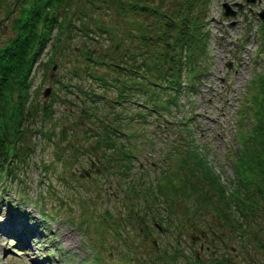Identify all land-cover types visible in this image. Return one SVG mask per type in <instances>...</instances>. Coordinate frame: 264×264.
<instances>
[{
	"label": "rangeland",
	"instance_id": "obj_1",
	"mask_svg": "<svg viewBox=\"0 0 264 264\" xmlns=\"http://www.w3.org/2000/svg\"><path fill=\"white\" fill-rule=\"evenodd\" d=\"M98 1V9L103 10L92 16L108 21L116 9L105 0ZM241 1L207 0L198 5L199 32L204 39L191 59L197 67L193 78H189L192 86L186 85L188 89L182 91L187 80L184 72L180 74L182 92L175 97L166 94L169 105L152 102L159 106L157 111L136 101L129 105L114 102L118 89L100 82L99 75L107 68L86 65L81 59L96 61L80 51L76 53L75 48L88 40L83 33L67 39V44H56L62 48L54 49L50 38L45 41L35 66L53 53L52 59L40 68H31L27 90L35 102L43 105V101H48L51 112L42 116L36 109L29 116L32 121L28 124L36 134H27L20 149L18 146L20 151L29 149L28 163L24 164V173L21 168L16 170L17 179L10 188L1 191L0 220L4 222L0 221V264H165L164 260L167 264H192L195 255L196 264H264V199L256 196V188L250 184L247 199L252 208L243 207L244 214L240 215L230 210L232 205L226 209L215 197L205 198L198 186L201 178L194 175L196 158L185 155L188 141L197 151L204 152L213 172L226 182V177H232V158L237 151H244L242 142L251 137L249 130L264 125L262 97L257 102L263 109L262 113L257 112V124L249 119L241 137L231 131V127L236 128L238 107L242 106L248 82L264 68V27L254 19L256 11L264 9V0ZM167 2L174 5L175 0ZM223 3L235 12L224 16ZM83 18L86 21L90 16ZM118 30L119 33L111 29L117 43L103 37L98 49L86 45L96 55H103L104 47L110 56L113 50L120 59L112 60L125 63L129 40L121 27ZM232 39L238 49H234L236 43ZM71 46L75 51L70 50ZM186 55L191 57L192 53ZM161 64L162 70L169 65L167 59H162ZM116 71L108 70L106 74L121 80V73ZM61 82L74 86L75 95L67 94L63 87L61 90ZM45 88L50 94L52 90L56 92L52 98L42 94ZM80 106L85 108L84 113H79ZM143 111L144 115H138ZM110 121L118 125L122 134L116 145L107 147L97 137L102 136L103 128L112 125ZM118 142L133 154L125 176H120L118 169H105L106 161L100 151L105 149L107 153L112 148L120 152ZM58 152L63 162L56 160ZM100 165L104 169L98 175ZM191 168L193 173L187 175L186 170ZM59 169L64 170L65 178H60ZM84 170L88 174L79 175ZM75 183L80 184L77 190L71 187L70 191L68 186ZM125 186L133 190L128 189L132 193L128 202L121 196ZM18 192H23L26 199L19 209L13 202L18 199ZM143 196L147 203L142 202ZM197 203L201 205L198 207ZM40 214L45 215V220ZM104 214L109 217L106 222ZM245 214L256 221L255 231L247 228L250 221L247 226L242 225ZM10 220L24 221V230L14 229L16 222ZM24 237L27 240L20 245L19 238ZM241 241L248 249L244 253L240 250ZM211 252L216 258L209 256Z\"/></svg>",
	"mask_w": 264,
	"mask_h": 264
},
{
	"label": "trees",
	"instance_id": "obj_2",
	"mask_svg": "<svg viewBox=\"0 0 264 264\" xmlns=\"http://www.w3.org/2000/svg\"><path fill=\"white\" fill-rule=\"evenodd\" d=\"M95 1L0 0V174L4 175L3 189L5 190L10 188V184H13L12 182L17 179L16 170L21 168L23 172L24 164L28 163L29 149L25 152L19 149L24 136L35 133L28 124L32 121L29 116L36 109L42 116L51 112L48 109V101H43V105L35 102L34 95L30 96L27 90L31 68H40V65L44 66L45 61L48 62L52 59L53 53L51 52L49 59L42 61L39 66H35L37 56L47 39L50 38L51 46L56 49L58 46L62 48L61 44L56 46L57 43L62 41L67 44L66 40L76 37L78 33L87 36L86 43L82 42L75 48L76 53L80 51L79 54L83 53L82 55L96 61L81 59L86 65L99 64L107 68L104 69V73L99 75L102 78L100 79L102 86L108 88L112 86L118 89L120 93L113 100H115L114 102L121 101V104L126 103V105L134 101L145 103L144 107L150 106L149 104L152 102L159 106L160 104L169 105L166 99H157L158 96L154 92L166 90L169 93L165 94L178 96L182 87L180 74L184 72L185 78L189 80L194 69L197 68L191 59H194V54L198 47L201 48L204 39L199 32L200 21L197 14L200 10L198 5L205 4L207 0H175L174 5L169 4L167 0H105L110 3L111 8L116 9L108 21H100L92 16L95 12L103 10L98 9L101 3L98 0ZM85 15L90 16V19L85 21L83 18ZM117 23L127 25V27L124 28ZM120 27L129 40L128 59L125 63L112 60L120 59V56L115 55L113 50L110 56L108 49L104 47V54L96 55L91 52L89 45H86L89 43L98 49V41L103 37L106 38V41L117 43V37L112 38L111 29L119 33ZM64 49H68L65 44ZM70 50L75 51L72 46ZM186 52H191L192 56H187ZM162 59H167L169 63L168 66H165L166 70H162ZM108 70H117L116 72L121 73L122 79H111L106 74ZM252 79L257 81L254 93L250 96V102L255 107L257 94L264 99V72ZM190 83L192 86L191 81ZM62 85L64 91L68 90V92L65 91L67 94L75 95L73 93V90H76L74 86H68L63 82L58 86L61 88ZM186 89L188 88L185 83L182 91ZM61 90L63 89L61 88ZM55 93L54 90L51 94L48 92L46 98H52ZM132 96L135 98L131 99ZM111 103L110 105H112ZM102 105H104L103 102ZM263 105L264 101L261 107ZM159 106L155 109L156 111ZM245 109L248 108L245 107ZM84 112L85 108L80 106L79 113ZM258 112L262 113V111ZM141 113L144 115V111L138 112V115L141 116ZM254 115L258 117L255 112ZM111 116L112 121H115L116 118ZM101 120L104 118L101 117ZM112 121H110L112 125H109L112 129L107 128V125L101 130L104 132L102 136H95L102 138L107 147H111V143H114L113 146L116 145L117 137L122 134L121 130L117 128L118 125H114ZM38 134L43 136L41 132ZM250 134L248 142H242L241 150L244 149V151H237L232 158V177H226V182L220 181L219 176L213 172L210 164L203 157L204 152L197 151L195 146H191L188 141L189 147L185 151V155L188 157L196 158L193 165V168H196L194 175L196 173L201 178V184L198 183V186H200V191L205 194V198L215 197L226 209L232 205L230 210L240 215L244 214L243 207L252 208L250 207L251 201L247 199V196L250 195L247 187L250 184L256 188V196L261 200L264 199V125L250 129L248 136ZM254 137L258 139H253ZM117 145L120 152L114 151L112 148L111 152L107 153H105V149L100 150L101 155L105 158L103 162L106 161L104 167L105 169L110 167L118 169V174L125 176V173L129 172L128 167L130 168L129 164L133 154L129 152L130 149H125L121 142H118ZM55 155L57 156L56 160L63 162L61 153L58 152ZM104 167L98 166V175L102 174ZM192 171V168L187 169V175H191ZM42 175L44 177V173ZM59 176L62 179L65 178L64 170L59 169ZM70 181H73L71 177ZM184 182L187 183V181ZM77 185L80 184L75 183L68 187L70 191L71 187L76 191ZM201 185H205L207 189L203 190ZM93 186L96 187V184ZM129 188V191L133 192L130 186L121 189L124 192L122 199L127 202L130 201V195L132 196V193H128ZM22 195H24L23 192H18V199H15L14 206L17 209L26 200ZM70 196L73 195L70 194ZM10 203H12L11 200ZM197 205L199 207L201 204L197 203ZM262 205L261 211L264 217V200ZM104 215L109 219L106 214ZM248 221L251 226L247 228L255 231L257 223L252 217L248 219L246 216V220H242L241 223L243 226H247ZM113 229L117 233V230ZM209 256L216 258L215 253L212 252L209 253ZM195 260H197L196 255L190 262L196 264L193 263L196 262Z\"/></svg>",
	"mask_w": 264,
	"mask_h": 264
},
{
	"label": "water",
	"instance_id": "obj_3",
	"mask_svg": "<svg viewBox=\"0 0 264 264\" xmlns=\"http://www.w3.org/2000/svg\"><path fill=\"white\" fill-rule=\"evenodd\" d=\"M223 5V7L225 8V11H224V13L226 14V13H233L232 11H230L229 9H228V6L225 4V3H223L222 4ZM259 15L264 19V12L262 13H259ZM48 91V89H44V91H43V94H46V92Z\"/></svg>",
	"mask_w": 264,
	"mask_h": 264
}]
</instances>
